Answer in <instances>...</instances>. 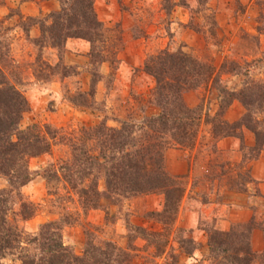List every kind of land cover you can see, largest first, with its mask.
Masks as SVG:
<instances>
[{
  "label": "rangeland",
  "instance_id": "374dc122",
  "mask_svg": "<svg viewBox=\"0 0 264 264\" xmlns=\"http://www.w3.org/2000/svg\"><path fill=\"white\" fill-rule=\"evenodd\" d=\"M51 1L0 0V43L8 45L12 59L4 69L29 106L20 121L21 129L32 124L49 125L61 130L60 135H68L82 126L95 127L103 122L108 127L119 128L123 121L138 124L144 117L157 116L158 108L149 103L154 80L144 72L143 66L150 56L163 50L182 51L213 65L217 71L224 63L222 73L234 62L240 76L219 74V85L232 92L264 82V0H168L166 3L158 0L156 5L145 0H94L102 36L97 37L93 48L86 42L85 51L72 45L78 39L66 40L63 49L57 50L45 41L37 42L41 35L38 26L23 30L21 23L25 18H42L52 12L54 2ZM173 3L180 4L175 7H181L182 11L176 13L175 7H171ZM183 16L185 23L179 21ZM189 24L192 29L185 27ZM4 44H0V54L6 48ZM220 99L210 83L183 94L189 108L201 107V114L209 117H217L221 112L218 118L225 120L229 107L222 112ZM193 101L195 105L191 106ZM203 124L208 125L202 123L200 133ZM204 142L210 146L212 139L209 137ZM169 149L186 152L189 161V149ZM68 156V147L57 139L52 142L49 153L29 159L28 169L39 172L47 164L58 163ZM181 177L186 192L189 177ZM39 180L24 186V191L20 189L34 205V216L28 221H19L15 216L18 203L9 213L10 221L24 234L35 235L39 225L60 220L64 224L62 241L76 255H81L84 233L89 231L96 241L108 240L123 249L135 248L130 264H172V256L180 264L186 256L177 242L191 238V232L179 212L168 236L169 246L161 256L137 238L134 227L147 232L162 230L158 217L151 213L162 210L164 199L159 211H145L144 202L138 198L147 195L123 199L117 205L100 199L98 209L84 210L76 191L67 184L51 181L47 187L42 178ZM103 187L99 181V190ZM6 188L7 182L0 177V190ZM186 207L185 202L183 211ZM92 213L98 214L99 220L92 218ZM178 229L181 231L177 232ZM1 262L18 264L14 257H6ZM255 264H264V260Z\"/></svg>",
  "mask_w": 264,
  "mask_h": 264
},
{
  "label": "trees",
  "instance_id": "16d2710c",
  "mask_svg": "<svg viewBox=\"0 0 264 264\" xmlns=\"http://www.w3.org/2000/svg\"><path fill=\"white\" fill-rule=\"evenodd\" d=\"M56 1L58 10L42 18H25L21 23L23 30L26 32L38 26L41 35L37 42L45 41L50 48L57 50L63 49L68 39L82 40L92 47L97 37L102 36L94 0ZM163 1L166 3L168 0ZM175 6L180 4H171V7ZM185 27L192 29L190 24ZM2 46L6 48L0 54V177L7 182V188L0 190V264L6 257H14L18 264L131 263V252L135 248L123 249L108 240L96 241L89 231L84 233L81 255L74 254L62 241L64 224L60 220L39 225L35 235L24 234L10 221L9 213L18 203L15 216L19 221H28L34 216V205L25 199L20 189L35 177L42 178L47 187L51 181L67 184L76 191L84 210L98 209L100 199L117 205L131 197L162 195V210L151 213L158 217L162 230L147 232L141 227H134L137 238L145 241L146 246H152L155 255L161 256L169 246L168 236L185 194V183L181 182L183 177H172L165 170L166 150L172 147L192 150L202 123L210 126L214 142L226 137L241 139L240 131L244 127L255 138L251 154L256 156L262 147L264 82L232 92L219 85V74L240 76L234 62L222 73L224 63L217 71L213 65L182 51L163 50L144 63V72L153 78L155 84L149 103L158 108L157 116L144 117L138 124L123 121L119 128L108 127L103 122L95 127L82 126L79 131L68 132V135H60L61 130L49 125L40 127L32 124L21 129L20 121L23 114L29 111V106L16 82L10 80L4 69L12 59L8 54V45ZM90 55L92 57V49ZM206 83L215 86L221 97L222 112L234 101L243 106L245 113L237 122L227 123L218 118L221 112L217 113V117L203 116L201 107L189 108L185 104L183 94ZM56 138L68 147L69 156L58 163L47 164L39 172L30 171L29 159L49 153ZM99 181L104 185L102 191L98 188ZM253 229L252 223L233 225L228 231L208 229L207 260L210 264H255L260 259L264 260V250L256 254L251 249ZM177 244L187 256L197 247L191 238L179 240ZM188 246L189 249H186ZM172 260V264H177L175 256Z\"/></svg>",
  "mask_w": 264,
  "mask_h": 264
},
{
  "label": "crops",
  "instance_id": "0c3cea01",
  "mask_svg": "<svg viewBox=\"0 0 264 264\" xmlns=\"http://www.w3.org/2000/svg\"><path fill=\"white\" fill-rule=\"evenodd\" d=\"M145 1L155 5L158 2ZM51 2H54L52 11L58 10L57 1ZM175 11L180 12L182 8L175 7ZM184 19V16L180 17L179 21L185 23ZM72 45L80 47L81 51L87 47L82 40L74 41ZM193 102L191 106L195 105ZM244 113V108L234 102L226 111L224 119L227 123H235ZM240 133L241 139L226 137L213 142L210 127L203 124L195 147L189 150V161L186 152L175 149L165 152L167 172L175 177H189L179 216L183 215L182 218L187 220L185 227H189L191 239L197 247L180 264H208L206 225L219 231H228L233 225L252 223L251 249L256 254L264 250V138L255 156V153L251 154L255 147L253 133L244 127ZM209 137L212 139L210 146L204 142ZM37 180L33 179L28 184H34ZM138 199L144 202V209L149 212L159 211L164 198L162 195H147ZM185 202L187 207L183 211ZM93 217L98 219V214L92 213Z\"/></svg>",
  "mask_w": 264,
  "mask_h": 264
}]
</instances>
